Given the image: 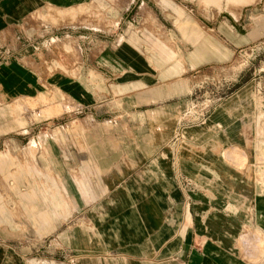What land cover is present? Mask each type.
Segmentation results:
<instances>
[{
  "label": "crops",
  "instance_id": "obj_1",
  "mask_svg": "<svg viewBox=\"0 0 264 264\" xmlns=\"http://www.w3.org/2000/svg\"><path fill=\"white\" fill-rule=\"evenodd\" d=\"M83 1L0 0V142L18 127L21 103L30 102L33 124L57 116L59 104L48 101L63 94L70 108L61 113L82 114L90 122L81 128L77 120L79 129L108 145L104 153L90 143L58 158L64 170L93 176L88 199L79 186L71 224L59 217L52 225L57 211L47 202L35 204L36 233L23 232L3 218L0 183V264H264V121L253 81L224 92L197 119L178 118L194 78L184 72L225 64L251 43L255 33L241 18L259 0H226L233 11L225 0H202L204 8L179 20L166 8L176 0H139L138 25L110 14L113 26H124L92 42L88 65L77 58L76 76L50 73V46L66 35L59 15ZM171 31L186 35L184 45L166 44ZM11 162L0 152L1 167ZM179 173L191 183L182 185Z\"/></svg>",
  "mask_w": 264,
  "mask_h": 264
},
{
  "label": "rangeland",
  "instance_id": "obj_2",
  "mask_svg": "<svg viewBox=\"0 0 264 264\" xmlns=\"http://www.w3.org/2000/svg\"><path fill=\"white\" fill-rule=\"evenodd\" d=\"M176 1L177 6L173 3L169 7L166 6V8L175 10L178 20L181 14L195 12L206 5L202 0H191L192 3L185 0ZM139 3V0H86L72 6L71 10L75 11L74 13L70 12L64 15H59L58 13L62 17L61 23L65 24L62 28L64 29L63 33L66 35L61 42L53 43L50 46L53 56L47 61L49 72L65 71L72 77L76 76L75 65L77 58L81 56L83 62L88 65L90 46H93L92 42H95V39H98L99 42L111 39L115 33L120 31V27L124 26L122 21L118 26H113L117 17L110 16V14H123L125 20L129 19L132 24L138 25L136 15L140 7ZM224 3L226 7L232 11L234 10L233 7L230 8L231 5L226 0ZM254 7L257 8L254 10ZM251 10L253 11L252 19L250 17ZM42 19H49L51 22H55L53 21L55 18L52 19V17ZM241 19L243 20L242 23L245 24V28L249 30L252 26V31L255 33L254 40L251 43L242 46L235 57L225 64L215 66L210 68V70L184 72V75H193L194 78L188 84L190 87L186 91L187 95L184 96V98H187L188 105L178 116L180 123L187 118L197 119L201 117L202 115H199V113L202 112L204 114L205 110L224 92L233 89L238 83L250 79L253 81V100L258 107V123H263L264 0H259L257 4H246L243 8ZM79 33H82V42L80 40L77 41ZM166 35L171 38L166 40L167 45L173 48L176 44L178 46L184 45L185 34L181 35L183 37H179V35L177 36L171 31L170 34ZM94 48H96V45H94ZM176 50L179 49L176 47ZM85 56L88 57L86 60ZM163 67L169 68L170 66ZM57 100H60V102ZM54 101V104H59L60 107L58 112L53 113L57 114V116L44 121H35L33 124H27L28 122L26 121L29 120V111L26 105L30 102L21 103V109H15L17 111L15 119H17L18 127L16 126L13 131L3 134L1 138L3 143L0 142V152H8L12 155L10 164L4 167L0 166L2 204L5 206L3 218L15 219L19 223L18 227L23 232L34 231L32 227L34 224L36 229L40 227L36 219L38 207L35 204L42 206L48 202L50 210L57 211L53 217L52 225L54 224L55 226L59 217L66 220L65 224L72 223L74 214L77 211L75 210V206H77L75 201L79 204L81 202L79 201L81 193L77 191L80 192L81 187L84 193L82 194L87 195L86 198L88 199L93 176L89 171L82 169L76 171L64 170L60 167L61 163L58 158L60 159L61 153L64 151L66 153L73 152L80 146L82 147V152H84V148H90V143L97 145L98 154L104 153L105 148L108 146L101 141H92L93 139L90 138L89 132L79 129V127L88 126L90 122L89 119L80 120L79 117L82 114L80 115L76 111L61 113L64 108H70V104L65 100V95L59 94L50 98L48 101L49 105H54ZM77 120L83 126L79 125L78 127ZM102 131L105 132V129L103 128ZM99 135H101L100 127ZM258 136L260 139L264 136V132L261 135L258 134ZM8 137H11L12 142L8 141ZM73 174H76V176H73ZM64 179L66 182H64ZM77 187L79 190H77ZM23 192L33 194L35 200L32 201L26 198L22 195ZM58 206H61V209H58ZM50 239L51 242L56 241L54 240V235H50ZM55 244L57 243L55 242ZM199 244V242H196V245ZM199 260V258H195L194 264H198Z\"/></svg>",
  "mask_w": 264,
  "mask_h": 264
},
{
  "label": "built area",
  "instance_id": "obj_3",
  "mask_svg": "<svg viewBox=\"0 0 264 264\" xmlns=\"http://www.w3.org/2000/svg\"><path fill=\"white\" fill-rule=\"evenodd\" d=\"M202 115L203 113L201 112V113H199V115ZM198 115V116H199ZM180 121V120H179ZM178 180H179V182L182 184V185H188V184H190L191 183V180L189 179V178H187V177H185V176H183L181 173H179L178 175Z\"/></svg>",
  "mask_w": 264,
  "mask_h": 264
}]
</instances>
